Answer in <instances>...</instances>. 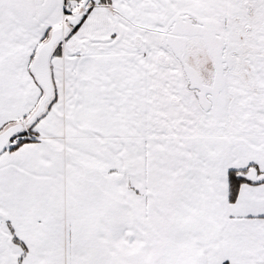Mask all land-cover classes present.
Segmentation results:
<instances>
[{
	"label": "snow or ice",
	"instance_id": "obj_1",
	"mask_svg": "<svg viewBox=\"0 0 264 264\" xmlns=\"http://www.w3.org/2000/svg\"><path fill=\"white\" fill-rule=\"evenodd\" d=\"M0 264H264V0H0Z\"/></svg>",
	"mask_w": 264,
	"mask_h": 264
}]
</instances>
